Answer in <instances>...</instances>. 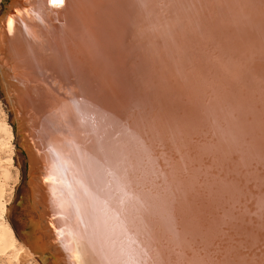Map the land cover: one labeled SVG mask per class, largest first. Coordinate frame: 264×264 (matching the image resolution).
<instances>
[{
  "label": "bare ground",
  "instance_id": "bare-ground-1",
  "mask_svg": "<svg viewBox=\"0 0 264 264\" xmlns=\"http://www.w3.org/2000/svg\"><path fill=\"white\" fill-rule=\"evenodd\" d=\"M0 1V256L264 264V0Z\"/></svg>",
  "mask_w": 264,
  "mask_h": 264
},
{
  "label": "rangeland",
  "instance_id": "rangeland-1",
  "mask_svg": "<svg viewBox=\"0 0 264 264\" xmlns=\"http://www.w3.org/2000/svg\"><path fill=\"white\" fill-rule=\"evenodd\" d=\"M3 6V9H2ZM5 3L2 5V1H0V15L5 9ZM3 10V11H2ZM4 96L0 91V116H2V120H4L11 129V139L9 140V149L4 148V145H0V174L3 171H7L9 175V179L7 180L5 186L4 193V204L7 208L14 207L18 196L21 194V188L23 185L28 183L27 175H28V162L25 156L24 149L21 147V137L19 134V130L14 124L11 110L8 108L7 104L4 102ZM3 115H2V114ZM0 142L2 139L0 138ZM21 149V150H20ZM7 151V152H6ZM8 154V155H7ZM11 154V155H10ZM10 161H9V159ZM3 166V167H2ZM26 166V167H25ZM5 169V170H4ZM11 174V175H10ZM12 178V179H11ZM8 192V193H6ZM11 221L15 224L16 220L13 217V214H10ZM12 257H9L8 254L0 256V264H12Z\"/></svg>",
  "mask_w": 264,
  "mask_h": 264
},
{
  "label": "snow or ice",
  "instance_id": "snow-or-ice-1",
  "mask_svg": "<svg viewBox=\"0 0 264 264\" xmlns=\"http://www.w3.org/2000/svg\"><path fill=\"white\" fill-rule=\"evenodd\" d=\"M48 3L52 6L62 7L66 3V0H48ZM14 24H15V21L11 17H9L7 21L9 34L12 33Z\"/></svg>",
  "mask_w": 264,
  "mask_h": 264
},
{
  "label": "water",
  "instance_id": "water-1",
  "mask_svg": "<svg viewBox=\"0 0 264 264\" xmlns=\"http://www.w3.org/2000/svg\"><path fill=\"white\" fill-rule=\"evenodd\" d=\"M23 5H25V4H22V3H18L17 5H16V8H18V9H21L22 7H23ZM26 6V5H25ZM26 167V166H25ZM42 179V178H41ZM52 199V198H51ZM46 218H47V216H45ZM49 219V218H48ZM51 242L50 241H47V245L49 246V245H52V244H50ZM68 264V263H67Z\"/></svg>",
  "mask_w": 264,
  "mask_h": 264
}]
</instances>
